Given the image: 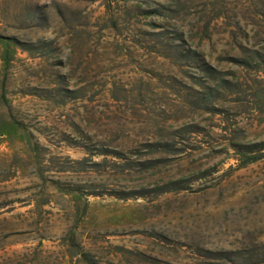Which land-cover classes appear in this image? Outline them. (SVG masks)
<instances>
[{
    "label": "rangeland",
    "instance_id": "rangeland-1",
    "mask_svg": "<svg viewBox=\"0 0 264 264\" xmlns=\"http://www.w3.org/2000/svg\"><path fill=\"white\" fill-rule=\"evenodd\" d=\"M0 264H264V0H0Z\"/></svg>",
    "mask_w": 264,
    "mask_h": 264
}]
</instances>
